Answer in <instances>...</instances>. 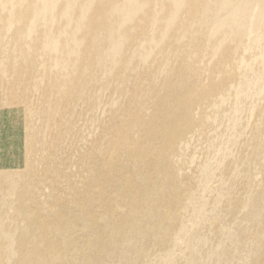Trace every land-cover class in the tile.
I'll use <instances>...</instances> for the list:
<instances>
[{
    "label": "rangeland",
    "instance_id": "rangeland-1",
    "mask_svg": "<svg viewBox=\"0 0 264 264\" xmlns=\"http://www.w3.org/2000/svg\"><path fill=\"white\" fill-rule=\"evenodd\" d=\"M181 1L155 0L130 24L121 12L111 22L98 20L106 0H95L90 30V0L71 7L60 0L54 23L47 14L34 28L42 1L1 0L0 264H264V22L239 36L218 26L227 18L220 0H184L183 7ZM112 4L126 5L110 0L104 6ZM73 12L86 20L67 21ZM202 16L214 19L210 27L199 23ZM109 26L106 41L124 39L125 55L131 46L126 57L134 59L125 71H111L106 61L97 65L93 41ZM66 27L85 40L82 64L92 81L74 75ZM215 46L221 50L214 52ZM233 56L240 58L237 67L226 64ZM60 75L65 89L54 83ZM188 82L204 83L210 92L213 82L224 84L195 102L193 125L178 140L188 152L177 143L168 165L135 173L150 187L136 203L108 173L110 191L118 195L111 208H94L99 216L92 222L86 204L67 198L70 191H84L109 154L134 158L118 147L121 132L127 128L142 143L141 123L156 113L157 99L169 100L159 114L171 115L188 101L176 99ZM162 130L171 136L169 124ZM127 168L124 175L134 177L135 168ZM44 179L57 184L38 185ZM68 201L61 213L82 215L79 226L38 212L37 202Z\"/></svg>",
    "mask_w": 264,
    "mask_h": 264
},
{
    "label": "bare ground",
    "instance_id": "bare-ground-1",
    "mask_svg": "<svg viewBox=\"0 0 264 264\" xmlns=\"http://www.w3.org/2000/svg\"><path fill=\"white\" fill-rule=\"evenodd\" d=\"M24 0H20V3H23ZM38 4L40 1L43 2V5L37 13L33 16V25L35 27V23L37 19L42 21L47 14L50 15V20L54 23L56 18V10L57 5L60 0H35ZM78 0H68V6L71 7L74 5ZM92 5L88 8L87 14L90 17V30L94 27L93 20L96 18L93 13L96 10L94 6L95 0H90ZM110 0H106L104 5H108ZM1 3V0H0ZM152 4H155V0H125V8L124 10H119V5L112 4L110 8L106 9L104 5L100 6L99 9L102 10V15L98 16V20L104 19L107 22H111L116 15L121 12L124 17L125 23H134L136 21V17L140 15L143 9L149 8ZM40 5V4H39ZM180 6H184V0L181 1ZM218 8L220 10H224L226 12L227 18L224 21H218L217 24L219 27L227 26V30L231 33L242 35L246 32L248 26L250 25L252 28L257 29L263 25L264 22V0H220L218 4ZM249 16H248V15ZM176 16V13H174ZM203 17V16H202ZM67 21L73 22L74 25H80L86 20L85 15H75L74 12L72 15L66 16ZM176 21L178 17L174 18ZM214 19L210 17H203V19L199 20V23L205 26L210 27L211 23ZM249 20V22L244 21ZM213 31H217V27L212 25ZM111 29V26L107 28L105 32H102L98 35L97 39L93 41V46L95 51L97 52L98 56L100 57L97 65L102 66L103 62L106 61L110 63L112 66L111 71L114 69L120 72L121 70H127L128 62L133 61L134 57L131 58L126 57L128 52L131 49V46L126 48V55L124 51L125 40L123 39L121 42H113L109 43L106 41L105 36L106 32ZM34 30L31 29L26 33H22L24 37L27 36L29 32H33ZM36 31V30H35ZM64 36L67 37L66 43L70 47L69 52H73L74 54L71 56L74 64V75L76 77H87L88 81H92L93 77L88 75L87 69L84 68L82 61L84 60L85 53H84V44L85 40L82 42L74 33L73 29L70 27H66L64 29ZM108 36H112V32H108ZM148 41H153V38H150ZM107 43V47H104V44ZM55 51L58 50L60 44L52 41ZM221 50V47L215 46L213 47L214 52H218ZM240 63V58L233 56L230 57L226 64H229L233 67H237ZM57 86L62 87L65 89L67 83L63 81L62 75L58 76L54 82ZM224 84L216 86L215 82L211 84L209 87L214 92L207 91L203 89L205 87L204 83H196L188 82L183 86V90L181 93H178L179 99L180 96L187 99L188 101L182 102L181 109L175 110L169 116H162L159 113L167 110L169 108V100L168 99H157L155 102L156 113L153 114L148 118L146 122L141 123V129L139 131L140 137L142 139V143H135L130 135L128 134L127 128H125L121 132V137L118 142V147L122 149V151H126L128 154H134V158H130L123 154L116 155V154H109L106 159L105 163H98L96 164V170L93 173L92 179L89 181L86 189L84 191H77L76 188H73L70 193L68 194L67 198L72 199L71 201L78 204V205H85V211H89L86 215H88L92 222H96L98 220L99 214L94 211V208L98 207L99 204H103L104 208H111L113 205L114 198L118 195L113 191H110L111 184L108 183L106 180V175L108 173L116 174L114 179L112 180L114 183L117 184L119 182L123 185L124 193L130 194L129 200L132 201L131 203H136L138 199L144 196L149 187V180L144 176L143 180L136 181V174L144 175V173L148 170L153 172L159 171L161 167L168 165L170 161V154L175 148L178 140L184 135V133L192 127L193 121L192 116L194 111L195 102L200 100L202 97L209 92L210 95L214 94L215 92L221 90ZM170 87L175 88V83L170 82ZM216 99H221V95H217ZM144 111H148V109H144ZM144 119L135 120V122H139ZM169 124L171 129V136H168L166 132L162 130L164 125ZM136 136V135H133ZM86 137L81 138L80 142H86ZM195 135L191 136L193 140ZM162 141V142H161ZM169 141L168 144H165ZM191 147V146H190ZM180 148L183 152H188L189 145L183 144L181 142L178 143V149ZM195 150V149H194ZM38 151L42 152L44 149L42 147L38 148ZM196 151V150H195ZM128 165H132L135 169L134 177L132 175L130 177H126L124 174V170H126ZM173 166V164H172ZM128 171L131 169L127 168ZM171 174V172H168ZM55 183V181H51L50 179L41 180L38 185H43L46 183ZM118 183V184H119ZM114 186V185H113ZM118 185H116L117 187ZM150 188V187H149ZM104 190L106 193L102 195H106V197H101L98 195H92V192H99ZM112 190V189H111ZM118 190V189H117ZM79 193L83 194L84 197H78ZM26 194L22 193L20 198H25ZM101 199L103 198L102 202H94L93 199ZM99 199V200H100ZM141 200V199H140ZM97 201V200H95ZM70 201L66 202L65 205L62 203H57L56 206L46 207L39 205L38 212L41 214H49L48 217H55L59 218L61 216L60 223L65 224L68 222V227L79 226L76 223V220L82 217V215L74 214L71 209L65 210L63 213L62 209L66 207V205ZM139 202V201H138ZM114 212V210H113ZM66 215H61V214ZM41 230L44 233L48 232V229L41 226ZM75 231V230H74ZM77 231V230H76ZM39 252V251H38Z\"/></svg>",
    "mask_w": 264,
    "mask_h": 264
}]
</instances>
